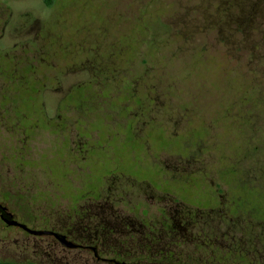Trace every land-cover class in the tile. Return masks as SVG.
<instances>
[{
  "label": "rangeland",
  "instance_id": "obj_1",
  "mask_svg": "<svg viewBox=\"0 0 264 264\" xmlns=\"http://www.w3.org/2000/svg\"><path fill=\"white\" fill-rule=\"evenodd\" d=\"M112 181L133 217L211 212L190 233L264 264V0H0V205L62 230ZM0 261L117 264L1 217Z\"/></svg>",
  "mask_w": 264,
  "mask_h": 264
},
{
  "label": "flooded vegetation",
  "instance_id": "obj_2",
  "mask_svg": "<svg viewBox=\"0 0 264 264\" xmlns=\"http://www.w3.org/2000/svg\"><path fill=\"white\" fill-rule=\"evenodd\" d=\"M116 183L113 181L106 183L101 192V197L104 198L102 202L88 204L83 210L81 208V212L77 208L76 217L78 218L76 220L73 219L75 221H72V218L69 220L65 218V222H62V230L56 228L55 223H53L54 229H46L52 232L44 235L53 237L65 249H82L99 260L117 264H144L145 262L153 261L151 260L152 258L146 259L142 256L132 257L130 253L133 250H131L132 248H130L129 244V241L130 243L132 242L131 240L140 241L137 245L140 248H142V243H144L146 250H153L152 254L154 250L157 253L160 252V258L157 259L160 264H230L231 262L228 263V261L231 259L237 261L235 263L232 261L233 263L231 264H247L245 262L246 255H244L243 251L239 254L232 247L227 246L225 230L223 233L213 232L212 230L207 235L199 233L197 236L196 233H190L196 215L198 219H207L199 217L202 215H208L211 219H216L212 218L211 212L207 214L205 212L181 211L176 207H172V203L170 205L169 202H165L161 204L162 206L157 214H150L148 210H140V212L133 211L135 212L133 217L131 212H127V202L124 197L119 199L117 193H114L115 190L112 187L116 188ZM118 186H123V184ZM214 215L217 219L223 221L241 219L239 214L226 211H221ZM0 217L7 225L9 224L5 221L6 218L9 220L16 219L13 213L8 211L7 207L3 205H0ZM19 222L23 223L22 221ZM73 222H75V227H73ZM9 226H16L26 233L33 234L21 224ZM56 233L65 235L76 246L70 247L63 244ZM115 234H122L126 237L120 241L115 238ZM82 237L85 240L77 241L73 239H81ZM144 239L145 241H143ZM116 240L120 242L119 245L115 242L112 243V241ZM147 241L153 246L156 244V248H149L150 246L146 244ZM105 243L111 248L110 254L112 253V255H106V253L102 252L101 246H104ZM121 244L122 246H120ZM123 250L132 258V262L116 256L117 253L121 254ZM137 250L139 249L135 248V251ZM190 250L206 254L185 253Z\"/></svg>",
  "mask_w": 264,
  "mask_h": 264
},
{
  "label": "water",
  "instance_id": "obj_3",
  "mask_svg": "<svg viewBox=\"0 0 264 264\" xmlns=\"http://www.w3.org/2000/svg\"><path fill=\"white\" fill-rule=\"evenodd\" d=\"M5 221L9 224V225H16V224H21L22 226H24L25 228H27L31 233L33 234H37V235H44V234H47V233H50L52 231H49V230H42V229H33V228H30L28 227L27 225L23 224V223H20L17 219H12V220H9L8 218L5 219ZM56 235L58 236V238L60 239V241L67 245V246H70V247H74L76 246L75 243H73L71 240H68L67 237L63 234H59V233H56Z\"/></svg>",
  "mask_w": 264,
  "mask_h": 264
},
{
  "label": "trees",
  "instance_id": "obj_4",
  "mask_svg": "<svg viewBox=\"0 0 264 264\" xmlns=\"http://www.w3.org/2000/svg\"><path fill=\"white\" fill-rule=\"evenodd\" d=\"M0 264H16V263L8 262V261H0ZM29 264H36V263H29Z\"/></svg>",
  "mask_w": 264,
  "mask_h": 264
}]
</instances>
